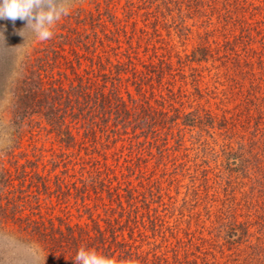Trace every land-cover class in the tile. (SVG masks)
<instances>
[{
  "label": "trees",
  "instance_id": "trees-1",
  "mask_svg": "<svg viewBox=\"0 0 264 264\" xmlns=\"http://www.w3.org/2000/svg\"><path fill=\"white\" fill-rule=\"evenodd\" d=\"M124 1L123 18L110 7L76 8L46 42L24 40L19 26L7 35L1 157L11 159L35 129L52 134L60 149L48 174L25 164L12 176L0 162V264H31L33 248L40 264H75L80 248L113 264H264V0ZM166 11H176L171 25L180 36L196 27L189 54L173 46L159 52L152 43L157 15ZM138 15L145 28L137 29ZM186 133L191 150L211 157L225 191L211 231L221 256L211 259L190 251L192 244L145 250L146 227L162 234L152 207L160 194L154 200L152 185L146 195L123 172L142 178L151 160L176 164L173 151L189 150ZM118 141L127 143L124 167L108 162ZM176 166L190 173L186 163ZM43 196L55 198L66 217L42 214ZM73 208L86 221L70 222Z\"/></svg>",
  "mask_w": 264,
  "mask_h": 264
},
{
  "label": "rangeland",
  "instance_id": "rangeland-1",
  "mask_svg": "<svg viewBox=\"0 0 264 264\" xmlns=\"http://www.w3.org/2000/svg\"><path fill=\"white\" fill-rule=\"evenodd\" d=\"M98 4L92 3L91 0H71V10L74 11L76 8H85L88 11L96 13L97 10L103 12L105 8L110 7L111 10L120 18H123L124 15V0H110V5H107L108 0H97ZM159 16V17H158ZM66 18H63V20ZM137 21V29L145 28L143 16L135 17ZM155 18L152 17L147 25L148 34L152 33V28L150 24L154 22ZM157 23L159 29V37H154L152 43L157 47L159 52H162L164 47H174V51L181 53V55L189 54L197 42L196 36V27L192 26L193 32L188 34L187 37L180 36L177 28H173L171 25L172 22L176 21L177 23V13L176 11L166 13L163 15H157ZM188 25L192 24V21H187ZM20 24V25H19ZM25 22L17 19L15 23L10 20H0V25L6 27L5 37L11 32L13 34L14 29L19 26V28L24 27ZM158 40V41H157ZM39 42V41H36ZM6 47L3 45V42L0 41V84L3 80V75L5 71V53ZM164 51V50H163ZM173 52V51H172ZM175 58H173V61ZM7 67V66H6ZM43 125V123H42ZM37 128V127H35ZM35 129L33 134L27 133V136L23 138L19 148L15 149L10 156L1 157L2 152L0 151V162H4L3 165L12 172V176H15L17 165H27V171H33L35 169L42 171L44 174H48L51 169V161L57 158L59 154V143L56 141L55 137L51 134H46L45 131ZM191 134L186 133L185 146L189 150L184 151L183 149L179 151H173L172 156H176V164H172V160L168 161L163 165L162 163L157 165L153 160L148 163V166L142 165L145 175L140 178L137 177L138 174H130L127 170H124V161L123 157L128 156V150L123 148V141H118L114 148L109 151L108 162L113 165L120 164L123 166V172L129 174V179L133 182L134 185L141 183L144 185V188L141 191H145L147 195V189L150 185L152 188V193L154 200L160 194L158 201L152 204V207H157L156 214H158L162 220V229L161 236L159 233H154L153 230L149 227H146L147 239L150 244L143 246L145 250L152 248L155 245H161L163 250H171L179 244H192L190 251L195 252L199 255L203 252H206L207 258L211 259V254H216L218 257L221 256L219 251L220 248L213 246V243H221V240H218L214 237V232H211L214 227L215 215L218 211L219 206L221 205L222 200L225 197V191L223 186L219 185L218 181L214 177V171H211L210 167L214 166L211 157L203 156V154H197V150H191L192 145L191 141L188 140ZM0 133V150L6 148L7 141ZM216 148V147H215ZM217 149V148H216ZM153 152H155L153 150ZM117 156H112L113 154ZM187 153V156L185 154ZM120 154V161L117 162V158ZM127 155V156H126ZM198 155V158L195 156ZM202 159H207L208 164L203 163ZM9 160L11 162H9ZM30 163H34V166H29ZM180 163H186L185 167L190 168V173L180 170L181 166H176ZM198 164L199 167L195 169L194 164ZM112 165V166H113ZM122 168H117V171H120ZM209 170L210 172L207 176H203V170ZM58 170V169H57ZM116 171V173H117ZM50 176L51 173H50ZM206 178V179H205ZM19 182V179L14 178L13 184L16 187ZM239 199V198H237ZM161 200V201H160ZM61 206L56 205L55 198H46L42 199L41 204V213L47 216L59 215L62 218L66 217L67 209H62ZM70 222H82L86 221V215L80 220L78 218V213L76 208L71 210ZM144 230V229H143ZM137 241L135 244L140 245L142 242L139 238H136ZM204 241V243L202 242ZM201 246V249L195 250V246ZM203 245V246H202ZM169 251V255H171ZM227 254V251L224 252ZM203 256V255H202Z\"/></svg>",
  "mask_w": 264,
  "mask_h": 264
},
{
  "label": "clouds",
  "instance_id": "clouds-1",
  "mask_svg": "<svg viewBox=\"0 0 264 264\" xmlns=\"http://www.w3.org/2000/svg\"><path fill=\"white\" fill-rule=\"evenodd\" d=\"M71 0H0V20L17 19L24 21V27L17 33L39 42L54 38L57 23L70 14ZM6 27L0 25V41L8 47L5 37ZM75 264H113V261L87 248H80L75 256ZM31 264H40L39 249L31 250Z\"/></svg>",
  "mask_w": 264,
  "mask_h": 264
}]
</instances>
